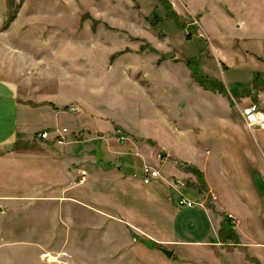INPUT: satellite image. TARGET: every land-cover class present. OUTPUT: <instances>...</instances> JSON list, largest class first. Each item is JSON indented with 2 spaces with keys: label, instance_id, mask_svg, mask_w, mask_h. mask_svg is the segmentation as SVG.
I'll use <instances>...</instances> for the list:
<instances>
[{
  "label": "rangeland",
  "instance_id": "obj_1",
  "mask_svg": "<svg viewBox=\"0 0 264 264\" xmlns=\"http://www.w3.org/2000/svg\"><path fill=\"white\" fill-rule=\"evenodd\" d=\"M167 2L169 9L159 0H0V79L17 85L26 120L56 102L109 111L145 136L100 120L98 131L55 136L45 155L53 151L58 164L46 159L43 170L15 156L40 151L48 135L1 148L0 166L11 173L0 174V193L16 197L0 202V264H233L240 252H264L244 244L264 240V219L247 216L264 215V129L247 127L240 110L251 102L264 110V0ZM120 57L143 69L127 77ZM188 58L226 94L194 80ZM124 80L138 83L153 106L134 85L113 92ZM70 115L59 114L72 127ZM197 145L209 156L199 170L186 160ZM143 166L159 175L144 182ZM40 184L45 192H35ZM55 185L68 189L49 191ZM51 194L62 197H41ZM180 196L194 205H178ZM218 247L236 253L214 257Z\"/></svg>",
  "mask_w": 264,
  "mask_h": 264
},
{
  "label": "crops",
  "instance_id": "obj_2",
  "mask_svg": "<svg viewBox=\"0 0 264 264\" xmlns=\"http://www.w3.org/2000/svg\"><path fill=\"white\" fill-rule=\"evenodd\" d=\"M121 63H124V72L125 75L127 77L132 75V72L134 70H138L141 71L143 68V66L141 65V63H133L134 61L132 60V58H122L120 57ZM142 66V67H141ZM137 73H134V76ZM133 76V75H132ZM115 84V83H114ZM117 85V84H116ZM136 86L141 90V93L143 92V97L146 99V101L149 103V105L153 106V101H151L147 95L144 93V91L141 89V87L139 86L138 83H136L135 81H129L127 82V80L122 81L121 85H117L115 87H112L113 92L117 93V89L118 87H123L126 86ZM193 85V86H192ZM192 89L198 93L200 96L203 95V92L200 91L202 90L200 87V85L196 82L191 84ZM17 85L13 82L7 81V80H2L0 79V149L3 147H7L13 143L17 142V139L19 138H29V139H35L38 135L39 132H43L46 131L47 135H48V140L46 143H39L41 145L40 151L34 150L32 151L33 153H20L18 155H16L15 157V161H19L21 162V164L24 163H32V166H27L25 168L30 169L33 167V169H37V170H43V167L45 166V164L43 163L46 159H49L50 161H54L56 164H58V160L55 156V154H53L50 150L48 152H50V156H47L45 154L47 153L46 149H53V144H57L56 141H54L55 136H58V134L61 136H64L66 139L73 136V131H76L77 129H90V130H94L98 131L100 129V123L99 121H107V120H111V121H115V123H123V127L125 128H137V132H135V136H140V134H142L144 136V134L142 133V130L139 129L138 125L134 124L131 125L128 121L124 120L122 117H119L118 115H112L109 111H106V114H98L95 112V110H91L90 108L88 109H79L77 111H69V110H61L58 108L57 103H55L56 109H53L52 105L50 107V109H44L40 108V112H37L36 114L38 116L41 117V119H38V121H28L26 120L25 116L27 115V113L25 112V110H23L24 108H19L18 105V98L20 97V95L18 94V90H17ZM116 88V89H115ZM158 90V84H157V89ZM156 97H158L157 99V104L159 103V105L164 106L165 104H167V101H165L164 98V94L163 92L159 89V93L155 94ZM177 95L175 94V97ZM79 97V96H77ZM179 99H184L186 98L185 95L179 97L177 96ZM21 101L22 98L20 97ZM81 97L78 98V102H80ZM83 101V100H82ZM81 101V102H82ZM65 103V102H64ZM83 103H85V101H83ZM87 104V103H86ZM21 105V104H20ZM88 105V104H87ZM90 106V105H89ZM78 108V106H77ZM189 111L191 112V114L193 116H195L194 113V109L189 105L188 106ZM158 113L159 118H161L162 114H163V110L162 107H159V109L155 108ZM262 109V108H261ZM188 110V109H187ZM60 112H71L72 115L67 116L66 118H69L74 126L70 127L66 124H68L67 122L64 121V117H60L59 114ZM155 113V112H154ZM170 113V112H169ZM112 116H114L117 120H115ZM98 120V121H97ZM152 120H155V117L152 116ZM31 126L30 129H28L27 127ZM47 128V129H46ZM41 129L39 132H37L36 130ZM28 132V133H26ZM29 134V136H25ZM33 137V138H32ZM145 137V136H144ZM59 138V137H57ZM72 138V137H71ZM59 145V144H58ZM60 145H67L66 149H59L62 152H64L69 156V151L71 150V146L67 143L64 144H60ZM56 147V146H55ZM194 150V156L190 157V158H186L187 161H194V169L199 170V167H202V164H204V161L207 159H209L207 156L208 154L204 153V149L203 147H199L198 145L195 147H193ZM58 153H60L58 151ZM0 154H3L0 152ZM66 154H64V156H66ZM61 156L59 157V161H64L66 160V158H61L63 154H60ZM205 155V156H204ZM8 156H4L3 160L6 159ZM73 158V156H71ZM68 158V157H67ZM69 160L70 163V159ZM184 164V162H182ZM181 163V164H182ZM67 164V163H66ZM68 165V164H67ZM183 166V165H182ZM187 166H192L191 164H188ZM6 166H0V174L4 176L5 173H11L9 169H5ZM185 167V165H184ZM70 168V166L68 167ZM51 169L50 168V173H51ZM202 169V168H201ZM183 178V177H182ZM138 181H140L138 179ZM157 181V180H156ZM141 182V181H140ZM154 182V181H153ZM1 183V181H0ZM4 183V182H3ZM38 188H35V192H45L43 191L44 186H42L41 184L38 185ZM51 186H53L51 184ZM57 187H59L58 190H53V189H49V188H53V187H49V191H57L60 192V187L59 185H55ZM63 187V186H62ZM61 187V188H62ZM68 188H62L61 191L63 190H67ZM16 196H11V195H7V194H2L0 193V202L1 201H10L9 199L14 198ZM41 197L44 198H49L48 200L50 201L51 198H60L62 196H60L59 194H51V195H42ZM66 197V196H64ZM155 197V196H154ZM61 200H65L64 198H61ZM239 209V208H238ZM239 214H240V209L238 210ZM257 212V211H256ZM248 217H250V219H255L256 217L259 218H263L264 219V215H259V213H252L247 215ZM244 218V217H243ZM254 226H251L250 224H248V229H251L252 231L251 234H255L254 231ZM256 230L259 232V227H256ZM170 241H174L176 242L175 245L180 244L178 241H180L179 239H173L170 238ZM181 242V241H180ZM199 242H205V241H199ZM259 242V243H258ZM215 244V242H213ZM250 243V241H246L244 244L246 245L245 248L248 249H262L264 250V240L260 239L257 241V243H255V245L253 243H250V245H248ZM218 246L220 245L217 244ZM236 248L233 249H227V248H222V247H218L216 248L215 251H213L214 253V257H218L220 255V253H222L223 255L227 254L228 256L230 254L234 255ZM262 254H255V253H249L248 251L246 252H240L238 255V259L236 260L237 262H235V260L232 261V259H230V262L233 264H264L261 261L264 262L263 258H264V252L261 251ZM225 253V254H224ZM234 259V258H233ZM217 264H221V261H216Z\"/></svg>",
  "mask_w": 264,
  "mask_h": 264
},
{
  "label": "built area",
  "instance_id": "obj_3",
  "mask_svg": "<svg viewBox=\"0 0 264 264\" xmlns=\"http://www.w3.org/2000/svg\"><path fill=\"white\" fill-rule=\"evenodd\" d=\"M240 110H241V116L243 120L246 122L247 127L249 128L259 127V128L264 129V110L261 109L256 103L251 102L248 105L241 107ZM38 136L41 138L47 137V133L46 131L39 132ZM59 136L60 135L58 134L57 137ZM59 139L57 138V141ZM142 171H143L142 178H143V181L146 183L148 182L147 180L150 177L159 175L158 171H156L155 169H150V167L148 166H143ZM177 204L181 206H185V207H191L194 205L193 202H191L184 196H180L179 198H177ZM228 216L229 218L231 217L230 218L231 224L236 221V218H233L232 220V216L231 215H228Z\"/></svg>",
  "mask_w": 264,
  "mask_h": 264
},
{
  "label": "trees",
  "instance_id": "obj_4",
  "mask_svg": "<svg viewBox=\"0 0 264 264\" xmlns=\"http://www.w3.org/2000/svg\"><path fill=\"white\" fill-rule=\"evenodd\" d=\"M159 1H160V4L163 3L168 8V4L169 3L167 2V0H159ZM194 62L192 61L191 58H188L185 61L186 65L191 70V74H192V77L194 78V80H196L200 85H202L206 89L216 90V91H218V92H220L222 94H226V88L221 82H219V81H217V80H215V79H213L211 77H208L207 75H202L200 73H199L200 75H198V72L194 69ZM257 78L258 77L255 76V74H254L253 81L256 82ZM255 85L253 87H255ZM244 89H246V86H245ZM229 92L231 93L232 96L233 95L238 96V89H236L235 86H234V89L232 90V92L231 91H229Z\"/></svg>",
  "mask_w": 264,
  "mask_h": 264
},
{
  "label": "water",
  "instance_id": "obj_5",
  "mask_svg": "<svg viewBox=\"0 0 264 264\" xmlns=\"http://www.w3.org/2000/svg\"><path fill=\"white\" fill-rule=\"evenodd\" d=\"M231 235H232V233H229V234H228V237H231ZM139 237H140V235H139L138 233H134V239H135V240H138ZM141 241H142V243H143L146 247H148V248L152 247V245H153V241L150 240V239L142 238ZM159 249H160L161 252L164 253L166 256H170L171 253H172V250H171V249H168V248H165V247H162V246H160Z\"/></svg>",
  "mask_w": 264,
  "mask_h": 264
},
{
  "label": "bare ground",
  "instance_id": "obj_6",
  "mask_svg": "<svg viewBox=\"0 0 264 264\" xmlns=\"http://www.w3.org/2000/svg\"><path fill=\"white\" fill-rule=\"evenodd\" d=\"M45 255H46V254H44V256H45ZM54 257H55V256H54ZM54 257H52L51 260H53Z\"/></svg>",
  "mask_w": 264,
  "mask_h": 264
}]
</instances>
